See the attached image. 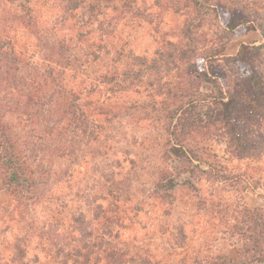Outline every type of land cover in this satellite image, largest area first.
I'll list each match as a JSON object with an SVG mask.
<instances>
[{
    "label": "rangeland",
    "instance_id": "obj_1",
    "mask_svg": "<svg viewBox=\"0 0 264 264\" xmlns=\"http://www.w3.org/2000/svg\"><path fill=\"white\" fill-rule=\"evenodd\" d=\"M183 1L128 0V5H124L116 0L89 23L79 13L65 12L59 0H0L3 50L0 53V100L6 107L4 119L11 124L18 139L38 143L47 140L59 147L54 153L51 149L45 151L51 159L45 163V175L39 177L42 197L38 200L41 201L28 205L23 219L13 205L0 207V250L5 260L14 252L15 239L29 235L24 243L27 264H62L64 253L57 254L56 249L67 252L73 244L82 247L85 240L78 232L73 234L77 237L75 242L71 243L67 237L71 231V217L79 212L84 214L87 231L94 236L87 240L94 250H98L93 246L96 237L103 245L117 250L120 247L130 249L121 264H139L144 256L151 258L154 264L169 259L178 262L181 258L190 262L193 257L205 253L204 250L224 253L229 259L237 258L236 240L221 238V233L216 231L221 225H207L209 213L196 205L197 197L186 203L176 191L179 203H174L173 212L165 216L164 204L154 200L151 194L161 146L168 139L163 129V123L169 121L163 113L164 102L172 99L169 101L172 109L179 105L166 90L177 91L189 64L167 69L159 63L160 69L146 70L140 82L125 80L124 74L139 70L135 55L151 59L157 51L166 50L163 45L167 40H180V32L186 24H190L192 35L198 40V53L207 42L216 44L229 35L225 58L213 63L209 73L219 76L223 93H227L224 82L229 89L240 90L242 101L238 108L243 107L242 103L254 105L255 113L250 117L241 112L238 115L247 129V141L253 146L249 143L244 146L239 141L230 144L225 135L220 139L221 130L213 134L203 129L195 136L198 142L188 144L193 149L204 147L219 156L221 164L228 169L220 173V177L223 173L237 175V182L229 181L224 186L202 178L200 195H212L210 199L218 202L220 208L245 204L264 210V87L254 101L244 89L247 76L241 73L234 60L226 58L235 55L241 45H247L248 62L264 74V0H208L213 4L224 2L230 9L249 15L253 22L246 23L248 30L238 35L224 32L223 17L214 11L204 13L201 10L199 16L194 17L193 9H186ZM6 55L15 57L16 61L5 60ZM241 65L248 70L247 62ZM104 75L109 77L106 83L102 81ZM149 82L154 84L150 86ZM24 84L40 87L39 94L49 107L54 102L64 101L63 94L76 93L79 96L76 102L94 121L91 124L93 135L83 134L81 128L73 129L69 125L70 116L61 120L50 135L34 121H25L22 112L25 97L23 92H18ZM199 89L202 93L216 91L209 81L201 82ZM193 98L198 97L193 94L184 102ZM128 105L130 108H125ZM201 110L205 117L208 109L202 106ZM94 136L97 139L93 141ZM72 139L77 141L74 152L62 155L60 150L69 147ZM129 159L142 161L136 173L127 174ZM32 163L37 168L38 160ZM110 174L115 179L128 178L124 191L131 199L124 196L123 201L115 205L113 198H101L102 192L98 190ZM97 204L116 209L120 220L106 223L101 215L95 219ZM31 221L35 222L32 231L27 226ZM182 223L186 239L181 248L178 244L183 240H179L176 227ZM108 228H113L112 233H108ZM36 233H42V238ZM106 234L117 239L108 238ZM237 245L241 246L242 242ZM90 264L106 262L93 258Z\"/></svg>",
    "mask_w": 264,
    "mask_h": 264
},
{
    "label": "trees",
    "instance_id": "obj_2",
    "mask_svg": "<svg viewBox=\"0 0 264 264\" xmlns=\"http://www.w3.org/2000/svg\"><path fill=\"white\" fill-rule=\"evenodd\" d=\"M114 1L116 0H59V4L63 6L65 12L79 13L85 22L91 23L99 17L100 13H103L104 8L109 7ZM119 1L124 5H128V0ZM183 2V6L186 9L189 7L193 9L194 17L199 16L201 10L204 13H208L209 10L214 11V13L223 17L222 30L233 35L245 33L248 30L245 24L253 22L246 12L230 9L224 2L215 4L208 0H184ZM180 34V40H167L165 45H163L166 50L157 51L155 57L151 59L135 55L134 59L138 62L139 70L124 74L125 80L131 79L140 82V77L144 76L146 70L160 69V67L158 68L159 63L164 64L167 69L175 66L180 68L183 64H189L188 70L182 76L183 83L178 86L177 91L173 93L171 89L166 90L167 94H173L171 98L176 99L179 105L177 108L172 109L170 108L171 102H169L172 99H167L164 102L163 113L169 121L163 123V129L167 133L168 139L161 146L162 150L158 157L160 163L153 173L154 187L151 194L154 200L164 204L162 209L165 216L173 212L174 203H179L176 201V191L181 194L182 199L185 198L187 200L186 203H191V199L197 197L196 205L209 213L206 216L207 225H221L216 230L221 233V238H234L237 244L242 242V245L235 244L238 250V255L235 259L227 258L224 253H211L209 250H204L205 253L193 257L190 262H186L185 258H181L178 262L170 261L169 259L165 260V262L160 260L157 264L162 262V264H264V210L249 208L245 204L235 205L233 208L228 206L220 208L218 202L210 199L212 195H200L202 193V178L208 182L215 181L219 185L224 186L229 181L234 180L237 182V175L233 173L226 175L223 173L220 177L219 174L228 169L221 164L219 156L207 151L204 147L193 149L188 144L190 141L198 142L195 136L200 129H203L213 134H217L215 130H221L220 139L225 135L230 140V144L239 141L244 146H247L248 143L252 145V142L247 141V129L243 126L241 117L238 115L241 112L243 116L250 117L255 113L253 110L254 105L242 103L243 107L238 108L237 105L242 101L240 90L229 89L228 83L224 82L227 93H223L219 76L209 73L213 63L225 58V45L229 35L222 37L219 43L216 44L215 42H207L198 53V40L192 35L193 31L190 28V24H186ZM1 48L2 45H0V53L3 51ZM247 48V45H241L235 55L226 58L234 60L239 66L241 73L247 76L244 89L256 101L258 94L261 92V87H264V74L257 72L254 66L248 62L246 58ZM190 58L195 59L189 60ZM6 59L15 60V57L6 55ZM244 62L249 65L248 70L242 67L241 64ZM102 78L103 83L109 80L107 75ZM208 81L212 83V87L216 91L213 92L211 90L209 93H202L199 89L201 82ZM153 84V82L148 83L150 86ZM14 88L18 89V87ZM40 89V87L27 84L18 89V92L20 94L23 92L22 95L25 97L24 111H22L25 121H34L35 124L41 125L44 128L43 131L50 135L53 128L57 127L61 120L70 116L68 119L69 125L73 129L76 127L81 128L83 134L93 135L91 124L94 121L84 113V110L76 102L79 98L76 93L70 91L63 94L64 101L58 102L55 100L57 102H54L49 107L44 99L41 98ZM156 90L159 93L161 87ZM200 93L202 95H199ZM193 94H196L198 98L184 102L187 97ZM16 105L19 108L18 102H16ZM202 106H206V109H208L205 117L202 114ZM134 107H137V105H134ZM125 108L130 107L128 105ZM139 108H142V105H139ZM5 110L6 107L0 100V207L6 206L8 208V205H13L18 210L20 219H23L24 209L28 205L41 201V199L38 200L42 197V181L39 177L45 175L43 174L46 169L45 163L51 159L50 155H45V151L51 149V153H54L59 147L52 146L47 143V140L38 143L18 139L13 133L11 124L4 119ZM151 110L152 108L150 112ZM144 111L148 112L147 110ZM203 118L206 119L203 120ZM156 121L160 123V118H157ZM57 134L59 135L60 133L57 132ZM95 139L97 138L94 136L93 141ZM88 142L91 143V139ZM75 143L77 141L72 139L71 145L62 147L63 149L60 150V153L62 155L66 153L70 155V153L74 152ZM142 144H144L143 141ZM36 159L38 160L37 168L32 165V161ZM140 161V159H129L130 169L128 168L127 174L130 172L136 173L137 169L141 167L142 161L141 163ZM126 178L115 179L113 174H110L103 183V187H100L99 190L97 187L96 190L102 192L100 194L102 199L105 200V198L111 197L114 199L115 205L117 203L120 204L124 196L131 199V195L128 196V193L124 191L128 187ZM95 207L97 209L94 210V218L98 219V216L101 215L106 223L117 222L119 216H121H116L118 214L116 209L104 208L101 204H97ZM71 218L72 223L70 222L69 224L71 231L67 237L70 238L71 243L75 242L77 237L73 234L78 232L85 240L81 238L83 240L82 247L73 244L67 252H64L61 248L56 249L57 254L64 253L62 264H90L93 258L96 261H105L106 264H121L122 261L124 262V257L130 253V249L120 247L117 250L115 247L103 245L96 237L95 241H93V246H96L98 250H94L92 245L87 242L89 238L94 236L92 232L87 231L84 214L79 212L78 214H73ZM213 221H216V223H213ZM27 226L32 231L35 222L31 221L27 223ZM112 229L108 228V233H112ZM176 231L179 235V240H183L181 244H178V247L182 248L184 246L182 244L186 239L183 223L176 227ZM36 235L40 238L43 236L42 233H36ZM28 236H21L15 239L12 244L14 252L9 260H5L0 250V264H27L24 261L26 255L24 243L27 242ZM107 237L117 239L111 234L107 235ZM45 239L48 240L49 238ZM42 241L46 243L44 239ZM81 248L86 250L83 251ZM94 254L96 255L94 256ZM68 260H70V263H68ZM139 264H154V262L148 256H144L140 258Z\"/></svg>",
    "mask_w": 264,
    "mask_h": 264
}]
</instances>
